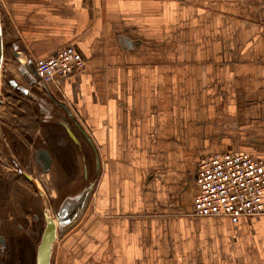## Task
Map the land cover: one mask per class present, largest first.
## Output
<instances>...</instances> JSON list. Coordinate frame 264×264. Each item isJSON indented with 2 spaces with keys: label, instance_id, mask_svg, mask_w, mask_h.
<instances>
[{
  "label": "crops",
  "instance_id": "0c3cea01",
  "mask_svg": "<svg viewBox=\"0 0 264 264\" xmlns=\"http://www.w3.org/2000/svg\"><path fill=\"white\" fill-rule=\"evenodd\" d=\"M0 9L2 77L39 107L26 146L51 157L34 182L60 202L93 186L58 264H264V215L192 214L201 156L264 161V0H0ZM70 44L84 69L40 87L35 62ZM6 95L0 118L13 124ZM15 185L29 189L17 176ZM13 195L0 205L10 236L23 229Z\"/></svg>",
  "mask_w": 264,
  "mask_h": 264
},
{
  "label": "rangeland",
  "instance_id": "374dc122",
  "mask_svg": "<svg viewBox=\"0 0 264 264\" xmlns=\"http://www.w3.org/2000/svg\"><path fill=\"white\" fill-rule=\"evenodd\" d=\"M2 26L5 35L3 19ZM6 53H4V57ZM8 79L9 76H4L1 79L0 103L5 100L4 94L6 92L10 105L7 109L15 118L13 124L0 118V152L3 154V156H1L2 158L0 157V205L4 204V208L6 209V204H11L9 199L13 198L11 195L14 194L13 196L15 199L22 205V217L18 218V223L16 220L15 221L18 225H21L23 229L16 230L15 235L10 236V223L3 224L0 227V234L5 235L10 241L6 247H4V245L1 246L4 251L0 252V264H36L37 246L45 227L43 206L38 196L36 193L32 192L33 190L31 188H29L30 191L29 189H25L24 187L21 188L16 185V187H12L11 182H14L15 176L20 173H26L34 177V181L36 182L38 180L37 174L38 170H40L38 164L40 162L38 161L37 152L30 150L26 146L27 143L25 140L28 137L32 138L35 136L31 134V129H34L35 126L38 130L42 124L40 117L42 114L40 115V109L35 102L23 98L20 99L19 96L21 95L19 91L10 86ZM4 105L5 104H0V107ZM15 112H18V115ZM27 112L32 115L33 119L29 120V123L27 119L23 120L24 116H19V113L26 115ZM12 130L20 137L17 135V138ZM23 131V135L20 134ZM81 183H83V181ZM78 186V188H81L80 185ZM67 189L70 190V187H67ZM48 203L54 208L58 206L60 200H55V198H53L49 200ZM72 227H74V225L71 227H64L62 233L59 232L58 238L54 243L52 264H58L60 245ZM14 239L16 240L14 241ZM2 254L4 255V259H2Z\"/></svg>",
  "mask_w": 264,
  "mask_h": 264
},
{
  "label": "built area",
  "instance_id": "2783aa9c",
  "mask_svg": "<svg viewBox=\"0 0 264 264\" xmlns=\"http://www.w3.org/2000/svg\"><path fill=\"white\" fill-rule=\"evenodd\" d=\"M85 61L77 48L66 45L35 62L36 83L47 88L56 76L82 71ZM198 194L192 214L204 217L264 215V161L249 153L229 151L201 156L196 175Z\"/></svg>",
  "mask_w": 264,
  "mask_h": 264
},
{
  "label": "water",
  "instance_id": "95a60500",
  "mask_svg": "<svg viewBox=\"0 0 264 264\" xmlns=\"http://www.w3.org/2000/svg\"><path fill=\"white\" fill-rule=\"evenodd\" d=\"M4 46L5 43L0 11V88L4 62ZM63 124L69 135L75 139V135L70 127V124L66 121H63ZM37 156L38 161L42 163L44 170L47 171L51 166L50 155L45 150L40 149L37 151ZM28 176L32 178L30 175ZM92 191L93 186L86 185L79 195L69 196L62 200L60 205L58 204L59 206L52 208L42 190L38 186V193L40 194L39 196L42 200L45 227L37 246L36 264H52L54 243L58 238L59 232L62 233V229L64 227H71L72 225H75L84 211ZM0 241H4L3 237H0Z\"/></svg>",
  "mask_w": 264,
  "mask_h": 264
},
{
  "label": "trees",
  "instance_id": "16d2710c",
  "mask_svg": "<svg viewBox=\"0 0 264 264\" xmlns=\"http://www.w3.org/2000/svg\"><path fill=\"white\" fill-rule=\"evenodd\" d=\"M3 35H4V30H3ZM5 36V35H4ZM4 43H5V46H4V53H6L7 51V48H8V44L7 42L4 40ZM6 55V54H5ZM23 107V106H22ZM28 111V110H27ZM27 119V122L29 123V120H33L32 119V115L29 114V112L26 113V115L23 117V120H26ZM29 129V128H28ZM32 132L31 134H36L37 132V129L36 127L34 126V129H31ZM27 132V131H25ZM24 131L21 132L20 134L23 135ZM18 181L20 183H22L23 185L25 186H28V188H31L35 193H38V186L37 184L34 182V180L32 178H30L27 174L23 173L21 174L19 177H18Z\"/></svg>",
  "mask_w": 264,
  "mask_h": 264
},
{
  "label": "flooded vegetation",
  "instance_id": "af4514ba",
  "mask_svg": "<svg viewBox=\"0 0 264 264\" xmlns=\"http://www.w3.org/2000/svg\"><path fill=\"white\" fill-rule=\"evenodd\" d=\"M40 162V161H39ZM41 163V162H40ZM41 165H42V163H41ZM43 166V165H42ZM21 174H23V173H20V174H18L17 175V181H18V177L21 175ZM26 174V173H25ZM28 175V174H27ZM22 184V183H21ZM28 187V186H27ZM84 189V188H83ZM82 189V190H83ZM82 190H80L77 194H73V195H71V196H77V195H79L80 193H81V191ZM59 205H60V203H59ZM58 205V206H59ZM0 237H3V239H4V241L2 242V241H0V252H3L4 251V249L1 247L2 245H4V247H6L7 245H8V243H7V238H6V236L5 235H2V234H0ZM2 256V259H4V255L2 254L1 255Z\"/></svg>",
  "mask_w": 264,
  "mask_h": 264
}]
</instances>
